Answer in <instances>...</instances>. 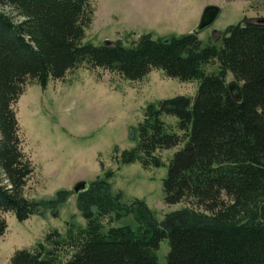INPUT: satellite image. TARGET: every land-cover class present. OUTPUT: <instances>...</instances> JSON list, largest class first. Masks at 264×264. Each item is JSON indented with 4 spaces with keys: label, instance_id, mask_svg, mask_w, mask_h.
<instances>
[{
    "label": "trees",
    "instance_id": "16d2710c",
    "mask_svg": "<svg viewBox=\"0 0 264 264\" xmlns=\"http://www.w3.org/2000/svg\"><path fill=\"white\" fill-rule=\"evenodd\" d=\"M92 13L90 0H0V237L7 229L3 214L12 212L20 222L58 217L71 195L26 196L34 166L23 152L15 104L28 82L45 87L83 64L129 81L153 70L200 80L194 98L149 104L137 146L117 159L158 168L157 150L184 144L170 161L163 191L167 205H193L159 221L144 200L127 203L122 191L114 192V171L108 170L76 195L86 228L67 232L69 242L50 231L34 251H16L11 264H158L164 239L170 245L166 264H264V22L245 17L216 31V42L206 45L194 32L166 38L147 33L128 46L94 45L83 42ZM215 61L218 71L207 73L204 66ZM229 73L241 83L240 101L229 90ZM163 115L177 119V132L168 130ZM129 216L136 227L102 231L103 219ZM65 246L74 254L63 261Z\"/></svg>",
    "mask_w": 264,
    "mask_h": 264
},
{
    "label": "rangeland",
    "instance_id": "374dc122",
    "mask_svg": "<svg viewBox=\"0 0 264 264\" xmlns=\"http://www.w3.org/2000/svg\"><path fill=\"white\" fill-rule=\"evenodd\" d=\"M90 5L92 22L83 42L94 45L120 41L128 46L147 33L154 38L193 33L208 5L218 6L221 15L212 27L198 34L204 45L216 42V31L238 24L245 17L264 18V0H90ZM218 68L216 61L204 66L207 73H215ZM234 81L229 73L228 84ZM199 86L198 79L181 81L166 77L160 70H153L142 80L129 81L86 64L69 71L62 80H49L45 87L28 82L15 104L23 152L34 166L26 196L51 198L59 190H68L71 195L58 217L48 213L20 222L12 212L3 214L7 229L0 237V264H11L18 250L34 251L50 231H59L69 242L67 232L75 234L86 228L73 188L80 181L88 183L103 177L108 170L114 171V192L122 191L127 203L135 198L144 200L159 221L167 213L191 207L188 201L167 205L163 191L170 161L184 144L157 150L155 155L163 162L158 168L139 161L122 165L117 159L122 151L137 146L138 127L149 104L176 96L194 98ZM161 119L170 132H177L175 117L163 115ZM101 223L103 232L112 226L137 225L133 216L115 222L105 218ZM169 251V240L164 239L156 250L158 264L167 263ZM73 254L67 246L60 251V259L66 261Z\"/></svg>",
    "mask_w": 264,
    "mask_h": 264
},
{
    "label": "water",
    "instance_id": "95a60500",
    "mask_svg": "<svg viewBox=\"0 0 264 264\" xmlns=\"http://www.w3.org/2000/svg\"><path fill=\"white\" fill-rule=\"evenodd\" d=\"M220 15H221V9L218 6L208 5L207 7H205L200 17L199 23L197 27L194 29V33L199 34L202 31L212 27L215 24V22L218 20ZM256 20L259 23L264 22V18H259ZM106 43H110V41H106ZM228 86H229L230 92L235 97V99L240 101L242 99L241 86L236 81L229 83ZM87 185L88 183L85 181L78 182L73 188L74 193L76 195L79 194L81 191L87 188Z\"/></svg>",
    "mask_w": 264,
    "mask_h": 264
}]
</instances>
